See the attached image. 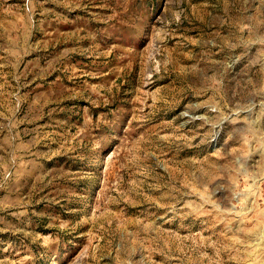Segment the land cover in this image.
I'll return each mask as SVG.
<instances>
[{"label": "rangeland", "instance_id": "1", "mask_svg": "<svg viewBox=\"0 0 264 264\" xmlns=\"http://www.w3.org/2000/svg\"><path fill=\"white\" fill-rule=\"evenodd\" d=\"M0 264H264V0H0Z\"/></svg>", "mask_w": 264, "mask_h": 264}]
</instances>
